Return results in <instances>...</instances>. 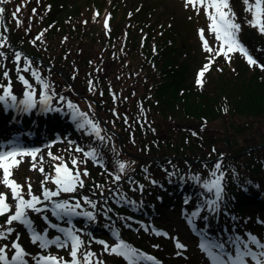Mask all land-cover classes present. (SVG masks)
I'll return each instance as SVG.
<instances>
[{
  "label": "trees",
  "instance_id": "trees-1",
  "mask_svg": "<svg viewBox=\"0 0 264 264\" xmlns=\"http://www.w3.org/2000/svg\"><path fill=\"white\" fill-rule=\"evenodd\" d=\"M14 1L17 5L10 2L2 4L4 6L1 5L6 8L5 14L10 20L8 30L13 27L14 33L12 34V31L8 33V45L0 49L5 51L8 57L7 60L0 58V63L5 65L9 72L13 92L22 95L25 91L23 84L17 79L15 61H12L14 53L20 51L22 56L20 67L25 66L24 58L27 57L31 61V70L38 72L41 78L51 85L49 92L51 99L47 110L40 114L38 122H45L47 119L54 122L58 133H62L57 125L58 121L71 122L76 127L79 139L84 143L81 147L85 150L95 148L102 157L101 163L104 167L90 166L91 168L87 169L89 176L84 178L83 188H79L75 193L64 195L61 193L60 197L54 198L74 203L77 199L88 197L97 205L95 209H92L81 199L82 208L76 209L78 212H93L94 218L91 220L82 214L68 215L71 222L79 228L93 226V229L87 232V241L96 238L110 240L118 238L125 241L130 239L129 233L136 231L140 234L139 237L143 238L145 236L141 234V227L144 223L147 224L155 219L160 220L167 211L178 212L177 206L182 195L189 199L191 205L199 204L201 208L206 194L201 183L194 181L192 177L198 176L201 181L211 179V173L215 171L217 162L221 164V172L224 176L223 202L216 212L220 216L223 229L226 233L235 235L248 232L256 235L264 233L261 231L264 230V211L256 203L249 201L251 197H244L241 194L246 188L255 192V182H264V88L260 86L258 89L257 86H253L249 89V93L244 91L240 95L237 89L225 87L223 84L226 74L219 73L223 68H216L214 69L216 71L208 72L203 78L196 79L193 73L191 81L187 84L192 74L191 62H197L200 64L199 67H202L200 61L205 60L204 52H199V49L197 51L195 45L197 40L192 39L191 19L179 26H172L168 15L159 14L157 20L149 23V13L140 10L132 17L130 16L124 24L121 23L115 27L114 33L110 35L107 32L101 42V45L103 44L101 48L108 41L102 49L110 57L108 63L120 72L111 76L100 72L105 69L106 57L96 62H93L94 59L81 58L78 61L84 65H75L73 61L66 64L65 61L71 50L64 46L60 57L46 52L50 47L48 42L64 34V27H67L66 24L58 23L66 17L57 16L61 11L59 6L53 5L50 0H41V4L36 5L33 3V6L41 7L38 8V11L42 12L40 17L37 16L38 23L41 19L52 23L40 29L25 30L17 26L12 17L17 7L21 8L19 17L23 15L21 5L24 6L25 1ZM34 1L37 2V0ZM94 7L91 5L87 7V17H94ZM89 8L92 9L88 11ZM245 15L247 20L252 19L250 12H245ZM55 19L58 20L55 21ZM75 21L72 20L70 24ZM244 30L249 35L255 34L250 38L247 36V39L258 50L264 61V35L247 23H242V31ZM32 31L36 33L32 35ZM68 31L66 32L69 33ZM40 32H44L43 37L33 44L31 41ZM97 32L100 30L95 31ZM132 32L135 33L136 40L130 37ZM82 34L81 37L92 39L83 30ZM252 39L256 41L252 42ZM79 42L82 44L78 49L81 55L82 51H86L84 46L89 44L83 40ZM24 44H27L30 50ZM190 54H195L194 60L189 59ZM229 64L234 65L233 62H228L227 65ZM79 67H85L87 71L77 73ZM4 70L5 68L1 67L0 73ZM262 71L264 73V70ZM238 73L237 70L232 73L235 74L236 79ZM20 74L25 75L34 89L38 87V94H36L40 95L43 91L42 86L36 83L35 78L31 76V71ZM120 75L126 76L127 83L123 82L129 96L128 101L132 100L133 103L125 114L120 109L117 111L119 115L109 114L110 118L119 119L115 124L120 123V126L114 127L115 125L106 119H109L108 113L111 112L110 101H118ZM198 80L202 83H198ZM89 81L101 87L99 94L93 91ZM6 83L7 80L0 75V84ZM239 87L238 89H243V85ZM133 91L139 94L135 96ZM61 96L64 97L63 101L59 99ZM103 96H108V99ZM98 98L103 101H98ZM68 101L75 104L79 112H82V101L90 103L97 110L98 115L85 113L83 117L98 123L101 129L100 136L105 138L103 141L95 135L86 134L79 127L81 117L78 116L74 120L71 114L66 115V110L72 111L67 107ZM121 101H123L122 104H126L123 99ZM111 103L113 105V102ZM1 114L4 115L5 111ZM100 114L104 119L98 117ZM125 117H127V123H125ZM246 118L250 121L245 120ZM31 119L34 120V114ZM23 121L30 123L28 118H24ZM162 123L168 126H162ZM50 126L52 123H49ZM67 131L69 136L76 137L72 130L67 129ZM144 137L148 139L146 144H139V138L145 139ZM112 138L116 140V144L110 142ZM62 144L67 148L65 164L75 171L71 161L74 158L77 161H83L85 158L81 152L75 150L79 146ZM62 144L55 145L57 149H54L53 156L58 157L59 149L63 148ZM248 149L251 151L248 152ZM132 155L138 159L133 158ZM208 161L210 163H206ZM121 163L125 165L123 173L119 168ZM55 165L50 167V171L54 170ZM84 167H86L84 163L79 164L81 170ZM113 175H121V180L118 183L114 182ZM141 185L142 190L139 187ZM55 188L56 185H51L49 189L55 190ZM122 197L135 203H125ZM208 198H211L210 194ZM203 213L204 217L209 215L207 209L203 210ZM239 220L245 222L244 227H241ZM4 222L5 219L0 216V225ZM257 222L261 223L260 226ZM77 231L80 230L77 229ZM134 246L145 248L141 242Z\"/></svg>",
  "mask_w": 264,
  "mask_h": 264
},
{
  "label": "snow or ice",
  "instance_id": "snow-or-ice-1",
  "mask_svg": "<svg viewBox=\"0 0 264 264\" xmlns=\"http://www.w3.org/2000/svg\"><path fill=\"white\" fill-rule=\"evenodd\" d=\"M9 0H0V4H7ZM39 2V0H37ZM233 0H185V7L192 5L196 9V5L200 4L205 8V14L210 21L209 30L214 33L216 40L219 42V47L215 49L217 56L223 55L225 59L230 63V54L234 52L241 53L246 57V61L250 66L259 67L264 70V63H261L258 58H254L250 54V50L242 43L240 40V33L242 31V23H247L251 27L257 28L259 33L264 35V0H242V3L246 6L244 11L250 12L252 14V19L247 20L241 17L242 22H238L237 14L232 8ZM50 7V6H49ZM209 9L211 11H209ZM197 13L199 14V10ZM6 8L0 6V23L4 21V14ZM21 8L17 7L12 13V17L15 20L17 26L22 23L19 13ZM33 15H36V9L32 10ZM105 29L110 31L109 20L106 18L104 21ZM51 27V26H50ZM9 31L7 28L4 32ZM46 31V30H45ZM203 49L206 52L212 53L213 48L208 44V41L204 38V30H198ZM44 32H40L31 42L35 44L40 41L43 37ZM9 37L0 33V49H4L8 45ZM0 58L7 60L5 51L0 50ZM22 60L21 52L16 51L14 53V61L16 64L17 79L23 84L25 91L23 92V99H19L18 96L12 90V81L9 77V72L6 70V66L0 63V67H4L5 70L0 73L5 80L6 84H0V103H4L9 107L23 106L22 110H30L37 107L35 99V89L29 80L22 74V72L31 71V76L35 78L36 83L42 86L43 91L40 93V102L47 108L48 101L51 99L49 95L51 85L41 78V75L31 70V61L25 57L23 68L20 67ZM213 62L210 59L208 64H205L203 69L199 72V77L203 78L205 73L209 71L210 64ZM90 85L92 81H89ZM198 83H202L198 80ZM54 95V93H53ZM115 99V94H113ZM61 101L64 97L59 98ZM9 102H11L9 104ZM68 109L72 110L73 119L77 117H83L85 114L78 111V108L71 101L67 102ZM114 115H119L114 112ZM79 123V122H78ZM125 123H127V117H125ZM79 127L86 131V134L95 135L101 141L105 138L100 136L101 129L97 122L92 120H85L83 123H79ZM88 128L91 131H88ZM195 135V133H193ZM10 147L7 150H0V170H2V183L6 188L10 189L11 200L13 203L7 202L9 197L7 193H0V216H6V220L3 225H0V264H29V258L33 264H104V261L97 257V254L92 251H82L85 247V241L81 239V234L73 228H63L58 227L56 223H47L44 230H38L35 226V221L33 215L40 216L44 221H48V216L42 215L49 211V204L52 205L51 214L59 219L67 215H83L88 219H93V212L84 211L78 212L76 209H81V199L84 204L90 205L92 209H95L97 205L88 197H82L81 199L75 200L74 203H70L68 200H55L54 198L60 197L61 193H75L79 188L84 187V178L89 176L87 169L81 170L79 168L80 163H86L89 159L93 160L99 166L104 167L101 163L102 157L99 156L96 149L85 150L82 147H77L75 150L81 152L84 156V161H77L75 158L71 161L75 171L69 169L63 162L62 158L52 156L51 153L48 155L53 160H60L61 162L54 166L55 176L50 177L43 166L39 168V171L44 176V179L40 181V194L36 195L33 193V186L30 182V178L27 183V193L25 198L24 186L18 183L12 177V169L19 168L20 164L23 162V157H31L32 164L30 171H35L37 168L36 160L38 149L27 150L23 147L16 146L13 142H10ZM19 158V159H18ZM41 165L43 164V159L40 160ZM121 173L125 169V165L121 163L119 165ZM109 175H112L109 173ZM211 179L206 181H201L200 177L193 176L194 181L200 182L204 192L206 194L204 199V204L199 210L193 211L187 218L189 224L194 223V218L200 217L201 211L207 209L211 213H215L219 210L220 204L223 202V172H221V164L217 162L215 164V171L211 173ZM51 178L52 182L56 185L55 190L48 189L45 185ZM112 179L114 182L118 183L121 180V175H113ZM155 183V181H153ZM100 187V185H96ZM142 190L143 186H139ZM114 191V190H113ZM210 194L211 198H208ZM125 203H135L133 201H128L126 198L122 197ZM188 203V201H185ZM207 219V217H204ZM69 223H71L69 221ZM22 225L29 232L30 242L37 245L41 250L36 255H32L27 252L21 243V233L17 230L15 225ZM63 234V239L61 236H55L49 239V229H57ZM145 230H148L147 228ZM156 235H167V233H161L154 230ZM15 234V238L11 240L9 238ZM201 239L198 243L200 251L205 255L209 264H264V240L257 237L255 234L248 232L243 235H235L231 238H226L224 241L213 242L211 241L207 234L201 232ZM176 239V248L179 250L177 255L182 254L186 251V245L179 242ZM104 246V252L109 254H114L117 256H122L128 264H140L141 260L150 261L155 264L156 258L145 253L139 252L138 250L131 248L122 239L115 245L109 246L104 241H96ZM55 246L57 249H69L70 260H66L62 256L53 255L51 253L44 254V252L50 247Z\"/></svg>",
  "mask_w": 264,
  "mask_h": 264
},
{
  "label": "rangeland",
  "instance_id": "rangeland-1",
  "mask_svg": "<svg viewBox=\"0 0 264 264\" xmlns=\"http://www.w3.org/2000/svg\"><path fill=\"white\" fill-rule=\"evenodd\" d=\"M24 1H25L24 6L21 5L22 9H23V15L20 17V19L22 21V23L20 24V27L24 28L25 30L27 28H29V29L30 28L40 29L41 27H46L50 23H52L46 19H41L39 23L37 21V16L40 17L41 13H42V12L38 11V8L40 9L41 7L33 6V3L36 5V4L40 3L41 0H39V2H35L34 0H24ZM50 1L53 3V5H57L61 9L60 13H58L57 16H59V15L66 16V17H63L60 21H58V23L62 24V25L66 24L67 27H64V31H65L64 34H60V37L57 36V38L50 40L48 42L50 47H49L48 51H46V52L56 54L58 57H60V55L64 51L62 49L63 46L66 49L67 48L70 49L71 53L68 55V59L65 61L66 64L69 63L70 61H73L75 65L76 64L77 65H84L81 61L79 62L78 60L81 58H83V60H86L85 58H87L90 60L94 59L93 62H96L97 60L104 59L106 57L105 62H107V63H105V69L104 70L102 69L100 72L106 73L109 75H111V74L116 75L117 73H120L119 69L113 68L111 66V64L108 63V62H110V57L108 54L106 55V51L104 49H102V48H104V46L106 44H108V41L104 43L105 45L102 48H101V46L103 44L101 45V42L104 40V36L107 32H109V34L111 35L112 33H114L115 27H117L121 23L124 24L126 22V20H128L130 18V16L132 17L135 13L142 10L144 12L149 13V15H148L149 16V18H148L149 23L157 20V15H159V14L168 15L170 18L169 22L172 24V26H175V25L179 26V25L183 24L184 21L191 19L192 22H191L190 32L193 34L192 35L193 41H195L196 38H200L198 30H200V29L204 30V38L208 41L209 46L211 48H213V52L209 53V52H206L205 50H203L205 60L200 61V63L202 64V67L201 66L199 67L200 64H198L197 62L196 63H194L193 61H192L193 63L191 62L190 71L192 74H191V77L188 80L187 84H189V82L191 81L193 73H194V76L196 79L200 78L199 72L203 69L204 65L208 64L210 59H212L213 62L210 64V68H209L208 72H210V71L214 72V71H216V70H214L216 68H218V69L223 68L219 73L226 74V77L223 79L224 80L223 84H225V87H232L233 89L234 88L237 89L239 91L240 95L243 94L244 91L246 93H249V91H250L249 89H251L253 86H257L258 89L260 88V86H262L264 88V73H263V71L259 67L250 66L246 61V57H244L241 53H239L237 51V52L230 54L231 62H233L234 65L233 64L227 65L228 61L225 59V57L223 55H219V56L216 55L215 49L218 48L219 42L216 40L215 34L210 32V30H209L210 21L208 20L207 15L205 14V8L202 7L200 4L196 5V9L199 10V14H198L197 10L194 9L192 5L185 7V0H50ZM9 2L12 3L13 5L14 4L17 5L16 4L17 2L14 0H9ZM1 5L2 4H0V6ZM90 5L92 7L95 6L94 10H93L94 17H91V18L86 16V14H88V12H87L88 8L87 7ZM245 7L246 6L242 3V0H233L232 8H233V11L237 14L238 22H242L240 19L241 17H243V18L246 17L245 11H244ZM33 9H36V15H33V12H32ZM79 9H81V10H79ZM91 9L89 8L88 11H90ZM74 10H77V11L74 12ZM209 11H211V10L209 9ZM75 15H78V16H75ZM4 18H5V22L0 23V33H2L3 35L7 34L6 36H8V33L10 34L11 31H12V34L14 33L13 27L10 28L9 31L4 32V29L5 28L8 29V26L10 24V20L8 19L7 14H4ZM44 18H46V17H44ZM106 18L109 20L110 31H107L105 29L104 21ZM56 20H58V19H55V21ZM72 20H76V21L73 24H70V22ZM97 22H99L100 24H98ZM30 24L31 25L33 24V26L31 27ZM78 25H80V26H78ZM73 26L75 27V29ZM81 29L83 31L87 32L89 34L87 36H89V38L91 37L92 39H88L87 37H81V36H83ZM102 29H104L103 32H102ZM67 30H69L68 31L69 33L66 32ZM99 30L101 33L100 32L95 33V31H99ZM35 33H36V31H32V35ZM254 35L255 34L249 35L244 30L240 33V40L250 50V54H252L254 56V58H258V60L261 62L262 61L261 58L258 57V54H259L258 50H256L255 47H253L251 45V42L249 41V39H247V36H248V38H250ZM61 37H67V38H61ZM130 37L133 38V40L137 39L134 32H132V36L130 35ZM73 39L75 41H67V40H73ZM185 39L187 41V38H185ZM79 40H83L90 45V46L89 45L84 46L86 51L85 52L82 51L81 55H79V52H78V49H80V46L82 45L79 42ZM107 40H108V38H107ZM110 40H111V38H110ZM64 41H66V42L64 43ZM255 41H256V39H252V42H255ZM249 42H250V45H249ZM24 45L26 46V48L28 50H30L28 48L27 44H24ZM195 45H196L197 51L199 49V51L201 52V50L203 48L200 46L199 41L195 42ZM29 46H30V44H29ZM13 50H15V49H13ZM42 52L45 53V51H42ZM188 57H189V59L194 60L195 54H190V55H188ZM12 61H14V60L12 59ZM197 67H199V68H197ZM7 69H9V68H7ZM110 69H112V71ZM235 70L239 71V73L237 74V79L235 78V74H232L233 72H235ZM86 71L87 70L85 69V67L77 68V73L81 74V73H84ZM208 72H206L205 75ZM230 78H232V79H230ZM229 80H231V81L229 82ZM123 81H125L127 83L126 76L123 77L120 75L118 77V83H119L118 93L116 90V93L118 95V101H110L109 100L110 101L109 105L111 106L110 107L111 112L108 113V118L110 120L109 119H106V120H108L112 125L114 124L115 125L114 127L120 126V123L115 124V122L119 121V119L117 117L110 118L109 114L110 113L114 114V112L117 113L118 109L123 110L122 113L125 114L126 111L131 108L132 103H133L132 100L128 101L129 96L127 94L125 82H123ZM221 82H223V81H221ZM239 85H243V89L242 88L238 89ZM92 86H93V91H97L98 94L102 90L101 87H97V85H95V84H92ZM206 89L208 91L209 87ZM39 91H40V88H39ZM133 94L135 96H137L139 93L136 91H133ZM103 97L108 99V96H103ZM98 99H99L98 101H103L101 98H98ZM121 99L124 100V102L126 103L125 105L122 104L123 101H121ZM111 102H113V105ZM10 103L11 102H9V104ZM82 103H83L81 106L82 107L81 108L82 113L91 114L93 116L95 114H97V115L99 114L97 112V110H95V108L92 105H90V103H88L86 101H82ZM17 104H18V107H9V108L17 110L20 106L19 101L17 102ZM34 112H36V109L32 111V113H34ZM98 117H100L101 119H104L101 114ZM85 120L86 119L84 117H81V123L85 122ZM243 120H244V118H243ZM245 120L250 121V119H247V118ZM159 125H161V124H159ZM164 125L166 127L168 126L165 123H162V126H164ZM263 127H260V128H263ZM20 130H22V129L20 128ZM88 131L90 132L91 129L88 128ZM0 132H3V131H0ZM162 134H163V132H162ZM147 140H148L147 138H145V139L139 138L138 143L139 144H146ZM53 141L55 142V141H57V139H55ZM10 142H13L16 146H19V147L24 146L25 144H30L27 137L24 135V133L22 131H16L15 134H12L11 130L10 131L4 130V132L2 133V137L0 139V149L3 150V148H5V147L6 148L10 147L11 146ZM54 142H51V145H49L50 147L45 146L44 148H41V149H38L39 148L38 146L37 147L34 146L30 149L26 148L28 150H33V149L39 150V152L37 153V160H36L37 168L35 171L29 170L31 167V164H32V159H31V157H27V156L23 157V162L20 164L18 170L12 169V177L11 178L15 179L18 183H20L21 185L24 186L25 198H27L26 193H27V183H28V180H26V178H30V182L32 183V186H33V193L36 195L40 194V191H41L40 181L44 179V176L39 171V168L41 166H43V168L45 169V172H47L50 177L55 176V171L54 170L50 171V167L53 166L54 164H56V165L59 164L61 161L58 160L59 162H57L56 160H53L48 155L49 153H51L53 156L54 149H57L56 146H52L54 144ZM110 142H112L113 144L117 143L116 140L113 138L110 139ZM64 143L71 145V146L77 145L79 147H81L84 144L82 142V140H79L78 137L68 139ZM62 147L63 148L59 149L60 153H59L58 157L62 158L63 162L66 163L65 155L67 153V150H66L67 148H65L64 144H62ZM250 151H251V149H248V152H250ZM133 156L134 155H132V157ZM41 158L43 159L42 165L40 163ZM133 158L138 159V157H136V156H134ZM217 159H220V158L217 157ZM91 162L93 163V160H90V161H87L86 163H84L86 165V167H84L82 169H85V168L90 169L91 167L92 168L96 167L95 164L94 163L92 164ZM0 180H2V170H0ZM49 183H51V184L49 185ZM51 185L54 186L55 184L52 182V180L50 178L48 183L45 186L49 189V188H51ZM255 186H256L255 192H252L249 188H246L245 192H242L241 194L244 197L245 196L251 197L249 201L251 203H256L259 206V208L261 209L262 208L261 205H264V182L263 181L255 182ZM0 193H7L8 197H9L7 202L14 204V201L11 200L10 189L6 188L2 183H0ZM64 194L65 193H62V195H64ZM50 207H51V205L49 204V208ZM199 209H200V207L198 204V205L193 206L191 211L193 212V211H196ZM192 212H190V213L187 212L186 214H184V216L186 217V220ZM180 213L183 215L182 212H180ZM42 215L48 216L45 213H43ZM32 216L35 217L34 221H35L36 228L38 230H44L45 227H43V228L41 227L42 221H44V220H42L40 218V216H36L33 214H32ZM204 216H205V214L203 213V211H201L200 217H198V219H197L198 220V223H197L198 231H201L204 229L211 230L213 228V226L208 227V224H209L208 222L210 221V218H212L211 220L214 223H216L217 221L219 222L218 219H220V216H218V214L216 212L215 213L209 212V215L206 216L207 219L202 220ZM1 218H4L6 220L7 217L1 216ZM239 221L241 222V227H244L245 222H243L242 220H239ZM218 222L216 223V225L218 224ZM220 222H221V220H220ZM36 223H38L39 225L41 224V225L39 226ZM182 224L183 223L181 221V218L177 212H172V211L168 212L167 211L162 215V218L160 220L155 219V221L152 223V225L156 227L155 230L160 231L161 229H163L167 233L166 236H163L161 238L146 237V239H145V237L141 238L138 235H132L129 233L130 239H128V240H129V242H132L133 244L141 242L142 245L145 246V248H144L145 250H149V251L153 252L155 255H158V256L162 257L163 259H166L170 262H173L174 264H209V261L206 259L205 255L200 251V249L196 248V244H194L191 240L185 238L189 234H188V231L183 227ZM257 224L260 226L261 223L257 222ZM15 227L21 233V243H22V246L25 248L26 251H31V252L41 251L37 245H34L30 242L29 236L21 230V227H18L17 225H15ZM148 227H150V225H148ZM261 231H263V229ZM217 232L219 233V231H217ZM80 234H81V239L86 241L85 242L86 248L82 249V251H92V252L96 253L97 257L104 261V264H116L117 263L118 256L104 252V246L102 244L96 243L95 239L91 240V241H87V239H86L87 231L86 230L82 231ZM173 236H177V238H179L178 241L186 245L187 250L183 251L182 254H180V255H177V252L179 250L175 246L177 241H176V239H173ZM256 236L261 238L262 240H264V233L262 234V232H261V233L257 234ZM14 238H15V234H13V236L10 237L9 241H7V242L10 243L11 240ZM219 240L221 241V239H219ZM99 241H101V240H99ZM104 242H106L109 246H115L114 241L109 242V240H108V241H104ZM0 243H4V241H0ZM93 245H94V247H93ZM149 246H153V248H150ZM30 247H32V248H30ZM69 251H70V248L69 249H57L55 246H50L44 252V254L51 253L53 255L62 256L66 260H70ZM29 262H30V264H33L31 259H29ZM149 264H153V262H149Z\"/></svg>",
  "mask_w": 264,
  "mask_h": 264
}]
</instances>
